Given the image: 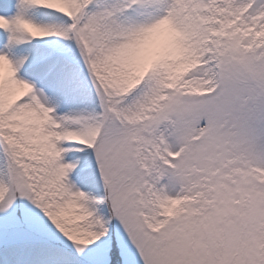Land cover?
<instances>
[{"label":"snow or ice","instance_id":"obj_1","mask_svg":"<svg viewBox=\"0 0 264 264\" xmlns=\"http://www.w3.org/2000/svg\"><path fill=\"white\" fill-rule=\"evenodd\" d=\"M0 264H264V0H0Z\"/></svg>","mask_w":264,"mask_h":264}]
</instances>
